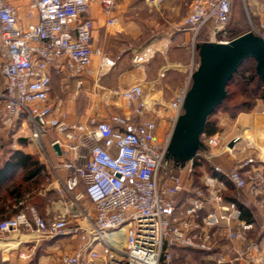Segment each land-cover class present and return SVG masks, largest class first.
Segmentation results:
<instances>
[{"label":"built area","instance_id":"built-area-1","mask_svg":"<svg viewBox=\"0 0 264 264\" xmlns=\"http://www.w3.org/2000/svg\"><path fill=\"white\" fill-rule=\"evenodd\" d=\"M16 1L0 0V140L28 123L31 140L45 150L43 138L54 132L51 146L59 145L65 154L64 190L71 193L83 185L93 216L84 212L87 225H83L77 214L46 218L31 206L29 213L1 220L0 233L80 239L74 250L57 255L53 264H174L176 249L183 248L214 255L219 264L241 260L264 264V220L257 226L244 217L245 209L264 203V159L259 154L244 155L228 169L215 161L224 154L255 148L256 143L238 133L225 138L219 132H204V148L193 158L176 162L168 155L198 63H192L188 80L174 91L168 105L173 112L171 125L162 140L157 121L146 116L158 114L162 103L146 92L142 82L121 93L129 113L112 112L101 118L95 109L86 121H73L53 96L54 77L62 76L64 90L73 81L76 96L87 78L95 76L98 81L115 64L103 56L95 68L91 7L99 3L107 26L114 27L119 22L117 0ZM241 2L250 13L251 3ZM260 3L264 11V0ZM235 5L236 0H191L180 25L194 37L206 27L205 42L227 43L236 37L228 30ZM247 31L264 38V19ZM148 50L134 60L147 61ZM44 156L56 172L48 154ZM229 188L234 189L232 197ZM179 194L184 195L180 201ZM253 230L256 239L237 249L236 256L221 252L224 238L246 242ZM19 256L29 258L31 253L22 251Z\"/></svg>","mask_w":264,"mask_h":264},{"label":"rangeland","instance_id":"rangeland-1","mask_svg":"<svg viewBox=\"0 0 264 264\" xmlns=\"http://www.w3.org/2000/svg\"><path fill=\"white\" fill-rule=\"evenodd\" d=\"M152 1V2H151ZM191 0H138L137 12L131 16L141 29L148 35L146 39H151V48L154 50V55L147 62H136L135 60L129 61L128 63L113 65L109 69V74H113L115 80L118 82L122 77H130L133 79V84L136 82H142L145 86V90L148 94L159 97L162 105L157 108V113H148L146 116L154 118L158 123V138L164 139L167 131L171 125L172 110L169 108V102L174 97V91L183 85L189 71H183V67H174L168 72L162 74L163 68L171 66L173 64L190 65L193 58V49H195V62H199L198 49L199 46L207 41L208 35L206 27L201 29L196 37L190 30H185L181 27L180 21L186 15L189 10V4ZM250 5V13L244 8L241 0H236L234 17L232 22L228 26L230 36H236L246 32L252 27L260 26L264 19V11L260 0H248ZM117 7L120 0H117ZM252 20V22L250 21ZM190 32L188 36H185L186 32ZM156 45V46H155ZM157 49V50H156ZM170 59L167 61V58ZM95 58V57H94ZM97 60V57L95 58ZM181 61H184L183 63ZM179 62V63H178ZM181 62V63H180ZM193 62V61H192ZM194 63V62H193ZM195 63V64H196ZM117 66V70L113 72ZM256 64L253 59H248L244 62L243 66L233 76V83L238 79L249 78V82L246 84L248 93L251 94L252 100H250L249 107L246 106L242 109H236L235 105L245 101V96L236 95L235 97L229 98L225 106H230L227 109H220L213 114L212 119L217 121V132L221 133L225 138H229L235 134L244 136L256 135L257 133L258 142L255 148H247L241 150L240 156L250 154H259L264 159V85H261L259 78L254 74V67ZM183 69V70H182ZM167 74V75H166ZM143 78V80H139ZM101 85V84H100ZM131 86V85H130ZM117 87V86H99L98 90H92L91 84L88 82L85 84L80 93L76 96L73 95L74 82L71 81V85L68 90L60 89L55 93V100L61 103V106L69 111V116L76 120L86 121L91 115L95 113L100 114L101 118H106L112 112L129 113L130 109L125 106L124 100L121 97V93L124 89L130 87ZM244 87V86H243ZM3 88V82L0 78V93ZM235 87H232L233 89ZM241 113H250L255 115L257 124L241 128V122L238 117ZM72 118V119H73ZM256 126V127H254ZM17 126L11 134L0 140V168L2 167L5 160L15 150L32 151L45 165V171L42 172L44 181L41 185L33 189L31 195H25L23 199V206H34L39 207L40 204L58 205L60 200H64L67 203H73L75 209L79 211L89 212L92 209V203L85 194L83 187L77 188L73 192L64 190L61 180H58V176L53 170L49 161L44 157V154H48L52 162L58 161L54 155L53 150L50 146V139L44 140L45 150L40 149L38 145L31 140L29 137H25L28 131H19ZM28 127V126H26ZM252 127V129H251ZM240 128V129H239ZM256 130V131H255ZM19 133V136H16ZM56 135V134H55ZM20 138H25L26 143H21ZM250 140V139H249ZM251 141V140H250ZM30 145V150L25 149V145ZM202 166L198 167V171L201 173ZM204 168V165H203ZM23 171L18 170L11 174V176L4 180L0 185V203L2 204L6 195L12 191L23 177ZM79 199H76V195H80ZM4 213H0V221L6 219ZM26 236V235H25ZM4 235L0 233V240L5 242H11L14 239H4ZM16 247V246H12ZM10 247V248H12ZM9 248V249H10ZM5 250V256L8 257L9 252L18 253V247L11 251ZM2 250H0V257H2ZM41 252V251H40ZM37 251L32 256L33 264H50L49 262L40 263L39 259H43ZM34 254V253H33ZM46 254V253H45ZM58 255V254H57ZM18 257V256H17ZM14 260V258H12ZM17 259V258H16ZM31 259V258H29ZM1 262V258H0ZM1 264V263H0ZM17 264H28V262L18 261ZM174 264H219L216 256L210 255L203 251L191 250V249H176ZM234 264H241L235 262Z\"/></svg>","mask_w":264,"mask_h":264},{"label":"crops","instance_id":"crops-1","mask_svg":"<svg viewBox=\"0 0 264 264\" xmlns=\"http://www.w3.org/2000/svg\"><path fill=\"white\" fill-rule=\"evenodd\" d=\"M11 1L15 4L19 3L16 0H11ZM137 2L138 0H120V3L115 11V14L118 16L119 22L114 27L107 26L106 17L102 11L101 5L99 3L92 4L91 14L93 18L95 19V28L93 31V44H94L95 49H97V53L95 54V58L97 57V60H95L94 58V65L96 69L99 68L100 60L103 56L114 59L115 60L114 66H115L118 64L128 63L129 61L134 60L136 55L144 53L147 49L151 47L150 45H152L151 44L152 40L149 38L146 39L149 34L147 35L145 31L141 29L139 25L133 19H131V16H133L137 12ZM22 15L23 16L25 15L24 9H22ZM189 34L190 32L188 31L186 32L185 36H188ZM170 59L171 58L168 57L167 61H170ZM172 59L176 60V58H172ZM192 61L195 62V54L192 58ZM192 61L189 66L186 64L185 65L180 64L181 68L183 67L184 69L186 67L184 70L182 69L183 71L185 72L189 71L186 77V80L183 82V85L184 83H186V81L189 78L190 69L193 63ZM181 62L183 63L184 61H181ZM174 67H177V66H174ZM171 68H173V66L172 67L166 66L163 68V70L167 69L166 72L168 74ZM116 70H117V66L114 68L113 72H115ZM108 72L109 70H107V72L103 74L100 77V80L98 81H97V77L95 76L89 77L87 78L86 83L88 82V84L89 83L91 84L92 90H98L99 86H104V85L105 86H109V85L117 86V87L119 86L123 88V87H127L133 84V79L130 77H122L117 82L113 76L114 73L109 74ZM0 78H1V73H0ZM139 80H143V78H140ZM62 82H63L62 76L55 75L54 80H53V96H55V93H57L62 88L61 87ZM72 118L73 117H70L71 120L77 121L76 119L74 118L72 119ZM238 120L241 122L242 129L243 128L245 129V126L246 127L253 126L255 125V123L257 124L258 122L256 120L255 115L250 114V113H245V114L241 113L238 117ZM25 128L28 131L25 137L29 138L31 135V126L28 123L21 124L18 132H20L21 130H24ZM262 128H264V125L262 126ZM254 134H257V133H254ZM16 136H19V133ZM50 137H51L50 141L52 142V140L56 138L55 133L49 132L43 138V143L45 139L49 140ZM51 142H50V146H51ZM30 145H31L30 143L27 146L25 145V149L30 150ZM51 148L53 150L54 155L57 157V160H58L56 161V163L53 162V164H55V166L57 167L56 172H55L58 176L57 181H59L60 179L61 182H63V180L67 179V175H68L67 170L62 166V163H61L64 159L65 154H63L62 152L59 153L55 149V147L51 146ZM25 152L32 153V151H25ZM238 156L240 155L229 156L227 154H224L222 156L217 157L215 161L222 164L225 169H228L238 162V160L241 158ZM81 187H83V185L79 186V188ZM233 195H234V189L229 188V197H232ZM183 196H184L183 194H179L177 197L178 200L180 201L183 198ZM261 197H264V194ZM8 201H10V199H8ZM23 204H24L23 200L17 202L16 204L13 205V208L15 207V210L12 211L13 208H11V210H7V212L4 213L5 214L4 216L13 217L22 212L29 213V208L31 206L24 207ZM53 204L51 205H48L47 203L43 205L40 204V206L37 208L35 207V209L38 211V213L41 216L46 217V218H50L56 215H71L72 216L74 214H77L79 221L83 225H87V222L85 221V219H83V213L87 212L86 210L85 211L83 210L81 212L75 209L73 203L70 204L64 200H60L57 206ZM261 205L258 204L257 206H254L251 209V212L254 218L252 219V221H254L257 226L264 220V203H262ZM88 213L91 216H93L92 209ZM25 235L29 237L24 238L23 236ZM4 237H6L4 239H14L18 241V244L16 245V247H18V253H17L18 257L13 252H9L8 257H6L4 248H1L0 250L3 249L2 257H0L1 264H17L18 261L20 262L22 260L24 262H28V264H33V263H30L33 259L32 256L29 257L31 259L21 258L19 256V253L22 251L31 253V255H34V256L37 251L39 252L41 251L40 252L41 255L43 254L44 256H43V259H39L40 263L49 262L50 264H53L54 259L57 256V254L59 255L66 251L74 250L80 242V239L77 237L49 239V238H40L35 233H22L19 236L9 235V236H4ZM256 237H257V230H253L249 233V240L246 242H241V241L230 242L224 238L222 240L223 246L221 247L220 250L223 254H226L227 257H234L237 255V252H236L237 249H242L243 247L248 245V243L254 241ZM16 247H12L8 249L7 251H11ZM12 258H14V260ZM237 262H240L242 264V260L237 261Z\"/></svg>","mask_w":264,"mask_h":264},{"label":"water","instance_id":"water-1","mask_svg":"<svg viewBox=\"0 0 264 264\" xmlns=\"http://www.w3.org/2000/svg\"><path fill=\"white\" fill-rule=\"evenodd\" d=\"M198 54L184 112L175 123L168 147L169 157L176 162L191 159L204 148L202 135L209 117L224 102L230 80L246 59L253 58L256 72L264 75V38L252 31L239 34L227 43L204 42ZM55 149L61 152L59 145Z\"/></svg>","mask_w":264,"mask_h":264},{"label":"trees","instance_id":"trees-1","mask_svg":"<svg viewBox=\"0 0 264 264\" xmlns=\"http://www.w3.org/2000/svg\"><path fill=\"white\" fill-rule=\"evenodd\" d=\"M248 59H253V58H248ZM244 62L239 67V69L243 66ZM254 63L256 64L255 60ZM255 67H254V71H255L254 74L259 78L261 85H264V75L258 74L256 72ZM248 82H249V78H244V79L240 78L235 83H233V78H232L227 86V90H228L227 97L225 98L224 102L217 107L216 111L213 114H215L220 109L229 108L230 106L229 105L225 106V104L227 103L229 98L233 99V97H235L238 94L245 96L246 100L242 101V103L240 104L238 103L237 105H235L236 109H242L246 106L249 107L250 105L249 102L250 100H252V98H251V94L248 93L247 87H245ZM232 87L235 88L231 89ZM213 114L209 117L205 129V133L207 134H213L217 131V121L212 119ZM19 141L21 143H26L25 138H20ZM45 168L46 165L33 153H27L20 149L13 151L9 155V157L5 160L2 167L0 168V184L4 180L8 179L12 173L18 170H22L24 175L21 181L17 184V186L6 195L4 199L5 202H3L2 204L0 203V213H5L7 212V210H11L14 204L25 198V195L28 194L29 196L31 195V193H33V189L38 188L41 185V183H43L44 176H42V172L45 171ZM8 199H10V201H8ZM14 210L15 207L13 208L12 211ZM10 217L11 216H7L5 218H10ZM244 217L247 218V220L249 221H252V219H254L251 209H245Z\"/></svg>","mask_w":264,"mask_h":264},{"label":"bare ground","instance_id":"bare-ground-1","mask_svg":"<svg viewBox=\"0 0 264 264\" xmlns=\"http://www.w3.org/2000/svg\"><path fill=\"white\" fill-rule=\"evenodd\" d=\"M152 2V1H151ZM153 2H156V0H153ZM157 50V49H156ZM154 55V50L150 47L149 50L147 51L146 53V59H151ZM172 66H177V67H180L178 64H173L172 63ZM171 67V66H170ZM167 71V69H164L162 74L164 75V73ZM243 138H245L247 141L253 143V142H258V138H257V134L256 135H248V136H244V134L242 135ZM251 141H250V140ZM264 139V138H262ZM264 157V156H263ZM31 236V235H30ZM24 238H28L29 236H23ZM18 244V241L17 240H13L11 242H5L3 240H0V248H4L6 250H8L10 247L12 246H16Z\"/></svg>","mask_w":264,"mask_h":264}]
</instances>
